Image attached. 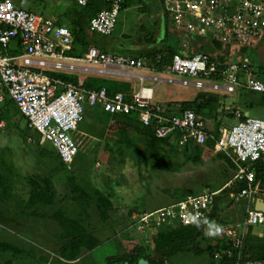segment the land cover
<instances>
[{"label": "rangeland", "instance_id": "374dc122", "mask_svg": "<svg viewBox=\"0 0 264 264\" xmlns=\"http://www.w3.org/2000/svg\"><path fill=\"white\" fill-rule=\"evenodd\" d=\"M15 1L22 2L23 7L28 10L58 20L71 29L77 27L78 16L74 12L79 9L75 4L76 0ZM227 1L225 0L227 7L234 4ZM255 3L260 5L264 3V0H255ZM153 7L154 5L151 6L152 9H149L143 0H133L121 13L114 35L107 37L96 34L97 36L91 37L92 41H95L96 46L105 45L104 47L111 50L110 52L126 55L160 45L166 35L171 34L172 26L168 17L164 19V16L160 14L162 11L156 10L158 14ZM86 12L88 15L91 14V11ZM158 22H161L162 26H159ZM236 27L239 29L238 26ZM241 31L242 29H239L233 37H227V40L223 33L217 35L210 32L204 36L206 41L202 40V42H208V45L201 51L207 53L210 59L216 62L219 71L230 63L243 65L247 61L254 68L263 67L264 27L261 25L259 30L251 33L248 38ZM198 41L201 43L200 40ZM99 47L103 49V46ZM186 50L194 52L198 51L199 47L194 46ZM179 51H184L181 45ZM168 66H165L163 71L157 72L161 75H170L167 72ZM146 67L155 70L156 66L151 60H147ZM146 71L150 72L148 69ZM125 79L127 78L99 76L100 82L113 84L112 88L116 89L127 83L131 87L130 79ZM133 82L137 87L138 82L132 80L131 83ZM158 85L164 87L159 88L160 91L161 89L167 93L176 91L179 97H184V89H193L169 82ZM129 87L122 88L128 90ZM208 95H215L218 98L215 111L207 116L208 120L215 122L216 131L219 133L237 124L236 120H233L237 107L230 105L227 108L219 92H209ZM233 96L229 95V98L233 99ZM174 98L170 104L181 108L190 102L196 106L194 102L198 95L190 101ZM227 100L229 102L231 99ZM92 108L88 104L85 105V117L76 134L80 152L69 164L60 160L50 143L41 142L38 133L27 124L25 117L13 103L5 111L6 126L0 128V174L6 181L8 193L0 197V241L20 248L22 253L6 254L0 257V264H5L8 260H11L12 264H106L109 257L124 256L129 253L130 247L127 245L129 241H153L156 236L155 231H148L144 235L130 226L131 211L138 207H145L150 201L160 202L161 196H157V192L170 196L173 192L172 187L182 186L185 182L179 178L185 176L187 180H190L177 171L154 167L150 151L142 137L134 134L118 136V132L110 129L113 115ZM206 111V113L209 112ZM94 112L98 115L91 117ZM262 115L261 110L251 113V116ZM207 151L210 152V149L204 150L195 146L186 149L172 139L165 149V153L173 160L183 165L191 163L196 167L195 170L201 168L203 176L200 178V186L203 190L212 189L215 182L228 181L234 175V171L232 170V175L230 170L234 167L230 156L218 152L221 157L217 155L211 157L207 155ZM34 176L50 181L52 192L55 193L52 205L37 203L32 208L28 207L32 195L31 179ZM199 177L193 174V182L197 183L195 181H198ZM97 190L113 204L110 207V219L106 222H103L99 216L95 194ZM230 193V188L221 193L220 216L214 217L209 225H206L203 235L212 243L213 239H223V233L231 235L230 232L225 231L236 228L238 232L233 238L228 239V236H224L231 242V248L216 251L213 255H210L208 250L198 254L192 249H186L168 257L167 260L165 259L166 262L233 264L238 259L241 249L240 239L245 236L242 231L243 226L225 227V225L230 222V219L238 221L243 218L244 221L247 205L233 199ZM254 226L247 225L246 228L249 227L250 230ZM79 227L96 237L99 245H95L97 241L94 244L95 247L85 244L81 247L76 259H68L64 255L71 253L77 239L86 238L85 235L74 234ZM262 241L264 238L258 236L253 240L256 244ZM88 243L94 242L88 240ZM120 264H139V262L124 261Z\"/></svg>", "mask_w": 264, "mask_h": 264}, {"label": "built area", "instance_id": "2783aa9c", "mask_svg": "<svg viewBox=\"0 0 264 264\" xmlns=\"http://www.w3.org/2000/svg\"><path fill=\"white\" fill-rule=\"evenodd\" d=\"M80 6L104 2L89 20L87 30L92 34L111 35L126 0H76ZM163 0L173 23L186 34L205 36L212 32L233 37L239 29L246 38L264 27V3L255 0ZM261 23V24H260ZM239 29H237V27ZM221 32V33H220ZM220 33V34H219ZM240 40V39H239ZM74 34L58 20L44 17L20 6L15 0H0V109L8 98L15 102L42 143H50L65 164L72 163L80 152L76 134L85 117V105L100 107L103 113H138L144 125H152L160 139H172L180 146H207L214 140V151L230 156L236 173L232 184L245 185L233 199H247L245 220L241 225L264 224V209L254 202L262 187L257 180L255 164L264 158V105L262 116H251L235 110L237 124L224 129L215 138L208 121L195 110L187 108L170 114L165 106L149 107L152 89L162 82L211 92L234 93L245 88L264 97V66L254 68L250 62L230 63L222 71L204 51L187 52L190 42L183 40L184 51L174 54L167 69L170 75L133 74V69L146 67L142 57L105 51L91 46L82 55L72 54ZM60 75L74 76L69 80ZM90 76L136 77L141 87L132 98L124 92H114L106 86L89 89ZM2 112V111H0ZM4 119L0 128L5 127ZM220 192L205 191L188 194L176 202L149 212H135L130 226L142 234L157 232L161 227L206 226V219L216 206ZM233 264H253L237 262ZM262 264V263H257Z\"/></svg>", "mask_w": 264, "mask_h": 264}, {"label": "trees", "instance_id": "16d2710c", "mask_svg": "<svg viewBox=\"0 0 264 264\" xmlns=\"http://www.w3.org/2000/svg\"><path fill=\"white\" fill-rule=\"evenodd\" d=\"M20 6L21 3L16 2ZM76 6L79 10H76L74 13L78 16L76 21V29H71L74 34V49L72 54L82 55L86 53L91 46H95V43L92 41L91 37L93 36L88 30L87 26L89 25L90 18L100 9L104 8L105 4L102 1H96L88 6H80L77 1H75ZM125 6V4H124ZM86 11H91V14L88 15ZM87 25V26H86ZM93 38V37H92ZM219 43V42H218ZM165 51H167L165 53ZM201 51V50H198ZM179 52L178 41L175 36L167 34L164 41L155 47L149 49L138 51L134 54H131L132 57H142L145 60H151L155 64V69L159 72L165 69V66L171 64L174 54ZM168 68V67H167ZM63 77V75H62ZM72 77V76H71ZM68 77L69 80H76L73 76L72 78ZM92 83L90 78L87 82V87L89 89L99 88L103 85H107L100 82L98 79L93 80ZM112 83V82H111ZM110 87V84H109ZM120 89V88H119ZM119 89L112 88L114 92H117ZM111 90V89H110ZM260 95V94H258ZM261 102L264 104V97L261 95ZM218 98L206 94L205 97H201V94L198 95L195 104L196 106L190 103H187L183 109H193L199 115L203 116L207 121L208 115L215 111V104L218 102ZM180 110V111H181ZM208 110L209 112L206 113ZM0 120L6 117V114L3 112V109H0ZM98 115V114H97ZM110 129L118 132V136H128L131 134L140 136L144 139L145 143L151 154L152 165L162 170H173L177 171L180 169L181 164L179 161L173 160L169 155L165 153V149L169 146L171 139H160L155 135V129L152 125H144L139 117L138 113L133 114H114L110 122ZM218 133L215 130L213 135L218 137ZM210 147L214 146V140L210 139L208 141ZM191 146L188 145L186 149H189ZM198 148V147H196ZM61 160V159H60ZM257 180L260 181L261 185H264V158L260 159L256 164ZM245 185L242 183H235L232 185L231 191L238 192ZM32 186V195L30 201L28 202V207L32 208L37 203H43L47 205H52L54 203L55 193L52 192V187L50 181L47 179H40L38 176H34L31 179ZM51 190V192H49ZM8 193V188L4 177L0 174V197H4ZM181 195L178 199L184 198L188 194H199V193H187ZM97 196V208L99 210L100 219L103 222H106L110 219V207L113 205L100 191H95ZM218 199H216V206L214 207L213 212L206 219V225H209L210 221L217 217L218 211ZM203 230L199 225H190V226H175V227H161L157 232L153 241H129L128 246L130 247L129 253L124 256H114L109 257L106 261V264H120L124 261L133 263L134 261L139 262L141 258L149 260L151 264H166L168 257H172L175 253L183 251L186 249H192L196 253H202L203 250H208L210 255H213L216 251L222 249L231 248V242L226 240H219V245L214 249L213 244H206L207 237L203 235ZM251 232V230H250ZM74 234L85 235L84 239H77V242L74 244V249L69 254L64 256L68 259H76L80 253L81 247L83 245H88L93 247L99 245V240L96 237L91 236L86 233L82 227L76 229ZM88 234V236H87ZM93 241L92 244H87V241ZM205 243L206 245H203ZM200 244V245H199ZM201 246V247H200ZM95 247V246H94ZM93 249V248H92ZM22 250L8 242L0 241V257L6 254H20ZM137 259H136V258ZM160 257V258H159ZM136 259V260H135ZM166 259V260H165ZM264 260V241L260 244H256L251 241V238L248 237L244 241V247L241 249L240 261L241 262H253V261H263ZM238 260L236 259L234 263ZM5 264H12L11 260L6 261Z\"/></svg>", "mask_w": 264, "mask_h": 264}, {"label": "crops", "instance_id": "0c3cea01", "mask_svg": "<svg viewBox=\"0 0 264 264\" xmlns=\"http://www.w3.org/2000/svg\"><path fill=\"white\" fill-rule=\"evenodd\" d=\"M130 1V2H129ZM133 0H126V2H125V6H124V8H123V10L121 11V13L124 11V10H126L127 8H128V5L132 2ZM143 2L149 7V9H152L151 8V6L152 5H154V7H153V10L156 12V13H158L159 14V12H157L156 10H158V11H162V12H160V14H162L163 16H164V19H166V17H168V19H169V23H170V25L172 26L171 27V34L170 35H172V36H175L176 38H177V41H178V47L181 45V43L183 42V40H186L187 39V41H189L190 42V47L191 48H194V46H197V47H199V50H203V48L205 47H207L206 45H208V42H202V40H205V38H204V36H200L199 34H186V33H184V31L182 32V30H179V28L173 23V20H172V18L170 17V15H169V13L166 11V9L164 8V4H163V0H143ZM84 7V6H83ZM157 8V9H156ZM121 15V14H120ZM61 24H63V23H61ZM158 24H159V26L161 25L162 26V24H161V22H158ZM66 25V24H65ZM69 27V26H68ZM70 28V27H69ZM161 28V27H160ZM71 29V28H70ZM165 29V28H164ZM114 33V32H113ZM111 34V35H102V36H107V37H110V36H112V35H114V34ZM92 34V33H91ZM93 36H95L96 34H92ZM97 36V35H96ZM118 36V35H117ZM116 36V37H117ZM206 36V35H205ZM106 37V38H107ZM194 40V41H193ZM198 40H200L201 41V43H199V41L197 42ZM206 41V40H205ZM93 42H95L94 40H93ZM96 46V45H95ZM99 46H103V50H105V51H111V50H109V49H107L106 47H104L105 45H103V44H101V45H99ZM99 46H96V47H98V48H100ZM108 47V46H107ZM100 49H102V48H100ZM113 53H120V52H113ZM124 54V53H123ZM147 61V60H146ZM171 65V64H170ZM264 66V65H263ZM169 67V66H168ZM149 70L150 72H147L146 70ZM133 74H138V75H147L149 78L152 76V75H154L155 73H159V72H157V70L155 69V70H152V69H149V68H147V67H145L144 69H141V68H136V69H133V72H132ZM160 74V73H159ZM60 76H62V75H60ZM63 77L64 78H66V79H68V77H71V76H68V75H63ZM72 78V77H71ZM125 78H127V79H130L129 80V84L131 85V87H129L127 84H123V85H120L119 87H120V89L118 90V91H121V92H124V93H126L127 95H128V97L129 98H132V95H134L136 92H138V90L140 89V87H141V81H140V79H138V78H136V77H125ZM99 80V76H90V80H92V83H94L95 81H93V80ZM127 79H125V80H127ZM132 80H135V81H137L138 83H137V87H135L134 86V83L135 82H133V83H131V81ZM120 84V83H119ZM111 85H113V84H110V86ZM144 85L145 86H147V87H149V88H151L152 89V99L150 100V103H149V107H155V106H158V105H162V106H165L166 108H168L169 109V113L170 114H173V113H178V112H180V110L182 109V107L181 108H179L178 106H172V104H170V103H172V101H173V99H175L174 97H176V99L177 100H188V101H190V100H192V98L195 96V95H199V94H201V97H205L206 96V94H208L209 92L211 93V91H208V90H198V89H184V91H185V93H184V97H182V96H178L174 91H172V92H170V93H167V92H164V89H161V91H160V89L159 88H164V87H162V85H155V83L151 80V79H146L145 80V82H144ZM103 86H106V87H108V89H111L112 90V86L111 87H109V84H107V85H103ZM124 87H129V89L128 90H123V88ZM198 90V91H197ZM113 91V90H112ZM193 91H197L196 93H194ZM219 94H221L220 96H221V98L224 100V102H226V104H227V108H229L230 107V105H233V106H236L237 108H235V110H242L243 112H245V113H248V114H250L251 115V113L252 112H255V111H257V110H261V111H263V102H261V99H262V97H261V95H258V94H255V93H252V92H250V91H248L247 89H245V88H241V89H238L236 92H234V93H219ZM229 95H234L233 96V99L232 98H229ZM232 97V96H231ZM227 99H231V100H229V102H228V100ZM12 103L16 106V104H15V102H13L10 98H8L7 100H6V102L4 103V105H6L5 106V109H3V112L5 113V111L8 109V107H10V105H12ZM191 103V102H190ZM90 106V105H89ZM91 108H92V106H90ZM16 108H17V106H16ZM18 109V108H17ZM92 109H95V110H98V109H100V107H97V108H92ZM18 111H19V109H18ZM20 112V111H19ZM85 112H86V110H85ZM94 116H97V113L96 112H94V113H92L91 114V117H94ZM257 117V116H256ZM26 119V118H25ZM4 120H5V123H6V117H4ZM233 120H236V122H237V119L234 117V119ZM26 121H27V119H26ZM208 123H211L212 125L210 126L211 128H216V124H215V122L214 121H211V120H209L208 121ZM27 124H28V122H27ZM210 125V124H209ZM234 125V124H233ZM6 126V125H5ZM188 145H190L191 147H200L201 149H204V150H206L207 148H209L210 149V152H208L207 151V155H209V156H211V157H213V156H215V155H217L218 157H221V155H219V153L218 152H215L214 151V146L213 147H210L208 144H207V146H199V145H197V144H188ZM187 145V146H188ZM186 146V147H187ZM186 147H184V148H186ZM190 147V148H191ZM189 148V149H190ZM216 153V154H215ZM223 153V152H222ZM225 154V153H224ZM181 164V167H180V169L179 170H177V173H179V174H182V176L183 175H186L190 180H187L186 178H185V176H183V177H181V178H179V180H181V181H185L184 183H183V185L182 186H178V187H172V189H173V192L170 194V196L168 195V197L167 196H165L163 193H161V192H157V191H155V192H157L156 193V195L157 196H161V198H160V202H158V203H155V202H149L148 204H146V206L145 207H138V208H135L134 210H132L131 211V215L133 214V213H135V212H138V213H141V212H149V211H154V210H157V209H160V208H162V207H166V206H168V205H170V204H172V203H174V202H176L177 200H178V198L180 197V195H181V193L180 192H183V194H187V193H202L203 191H217V192H220L219 193V195L217 196V199H218V202H217V204H218V211H217V217L218 216H220L219 214L221 213V210L219 209V205H220V200H221V193L225 190V189H231L232 188V180H233V178H234V176H235V173H236V170H235V167H233V169H230L231 171L233 170L234 171V175H233V171H232V175L233 176H231V179H228V181H225V182H215V185L213 186V188L212 189H205V190H203V187H201L200 185H201V180H200V178H202V176H203V171L201 170V168H198L197 170H195V166H193V164H184L183 165V163H180ZM233 164V163H232ZM234 165V164H233ZM201 165H199V167H200ZM229 170V169H228ZM179 171V172H178ZM180 171H181V173H180ZM197 171H199V172H197ZM229 172V171H228ZM197 173H199V174H197ZM193 174L194 175H199L200 177H199V180L198 181H195V182H197V183H194L193 181V179H192V177H193ZM217 183V184H216ZM258 183H259V186L260 187H262V193H260V197L259 198H261V199H264V185H261L260 184V181L258 180ZM227 186H229V187H227ZM153 191V190H152ZM154 192V191H153ZM158 193H160V194H158ZM163 197H165L163 200H161ZM247 199H241V200H239V202L240 203H244V204H248L247 203ZM262 204V206L263 207H259L258 206V204ZM254 205H255V207H258V208H262V209H264V203H262L261 201H259L258 199L254 202ZM214 210V209H213ZM213 210L211 211V213L213 212ZM235 211V210H234ZM234 211H233V214H234ZM210 213V214H211ZM209 214V215H210ZM130 215V216H131ZM241 219V218H240ZM243 222V218L241 219V220H231L230 219V222L228 223V224H226L225 225V227H230V226H232V225H236V226H242L241 225V223ZM129 223H130V219H129ZM206 226H204V227H202V229H204ZM250 230H251V232H250ZM250 230H249V227L248 228H246V229H244V227H243V232L245 233V236H242V239H240L241 240V249H243V247H244V241H245V239H247L248 237H250L251 238V241L252 240H254L255 238H256V236H258L259 238H264V224H260V225H255L254 227H251L250 228ZM139 232V231H138ZM223 232V231H222ZM225 232H230V234L231 235H224V233L222 234V238L223 239H221V238H218V239H213L212 240V243H210L209 242V240H208V238H207V245L208 244H213V246H214V249H216L217 247L216 246H218L219 245V240H228L230 237H234L236 234H237V230H236V228H232L231 230H229V231H225ZM140 233V232H139ZM145 235V234H144ZM224 236H228V239H227V237H224ZM229 241V240H228ZM209 242V243H208ZM205 243H203V245H206ZM200 245V244H199ZM201 247V246H200ZM241 249H240V252H239V257H238V261L237 262H241L240 261V254H241ZM198 254H201L200 252L198 253ZM149 261V260H148ZM150 262V261H149ZM236 262V263H237ZM255 262L256 263H262V261H253V262H250V261H248V262H246V263H253V264H255ZM151 264V263H150Z\"/></svg>", "mask_w": 264, "mask_h": 264}, {"label": "water", "instance_id": "95a60500", "mask_svg": "<svg viewBox=\"0 0 264 264\" xmlns=\"http://www.w3.org/2000/svg\"><path fill=\"white\" fill-rule=\"evenodd\" d=\"M258 200L261 201L262 203H264V199L259 198ZM258 206H259V207H263L261 203L258 204ZM257 208H258V207H257ZM139 264H150V262H149L148 260L144 259V258H141V259L139 260ZM166 264H173V263L169 261V262H167Z\"/></svg>", "mask_w": 264, "mask_h": 264}]
</instances>
